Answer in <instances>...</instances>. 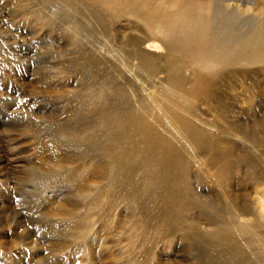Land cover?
I'll list each match as a JSON object with an SVG mask.
<instances>
[{"label": "rangeland", "instance_id": "1", "mask_svg": "<svg viewBox=\"0 0 264 264\" xmlns=\"http://www.w3.org/2000/svg\"><path fill=\"white\" fill-rule=\"evenodd\" d=\"M125 2L0 0V264H240L222 252L229 242L210 240L212 207L248 205L241 222L264 216V91L252 83L264 89V60L238 55L264 25V0H133L139 13ZM227 70L239 72L236 88L212 81L209 104L188 95L196 75ZM189 100L195 118L182 111ZM131 112L177 148L182 116L206 143L232 145L230 182L196 148L185 181L155 176ZM171 186L177 206L190 204L163 222ZM254 246L241 247L246 264L264 257Z\"/></svg>", "mask_w": 264, "mask_h": 264}, {"label": "bare ground", "instance_id": "2", "mask_svg": "<svg viewBox=\"0 0 264 264\" xmlns=\"http://www.w3.org/2000/svg\"><path fill=\"white\" fill-rule=\"evenodd\" d=\"M118 1L123 3L125 0H118ZM132 1L133 0H127V2H125V3H127L128 10L131 12H135V13L138 12L139 13L136 4ZM178 1H180V0H177V2ZM161 3H164V2H161ZM186 4H187L186 6H188L190 3L188 4V1H187ZM157 5H159V4H157ZM174 5L175 4H173V6ZM190 5H189V8H190ZM170 6H172V4ZM174 8H176V7L174 6ZM161 9H163V8H161ZM191 9H189V11ZM232 10H230V11H232ZM159 11H161V10H159ZM162 11L165 12V10H162ZM187 11H188V9H187ZM242 11H244V10H242ZM170 12H171V10L169 11V13ZM191 12H193V11H191ZM140 13H141V11H140ZM184 13H186V12H184ZM145 15H146V18H150V15H153V13L147 12V14H145ZM255 17H254V19L256 20ZM165 19H166V17H165ZM260 19H262V18H260ZM201 21L202 20H200V22ZM257 21H255V22H257ZM158 22H159V20H158ZM168 22H170V21H168ZM175 23H176V21H175ZM252 28H253V26H252ZM247 32H248V30L246 31V34H247ZM176 41H178V40H176ZM137 45H139V43H137ZM241 45H242V50H238V52H239L238 55L248 53V54H250V57H252L251 55H253L255 57L254 59L257 61L264 60V25L260 24L259 26L255 27V29H253V31L250 33V35L244 37V39L241 41ZM166 46H169V45L166 44ZM151 47H158V43L155 42V44H149V48L146 47L145 48L146 50H144L145 52L141 53V54L139 53V55L141 57H146V56L148 57L149 56L148 51H151V49H150ZM227 52H230V51L227 50ZM262 56H263V58L259 59ZM221 57H223V55H221ZM244 57L245 56H243V58ZM243 58H241V59H243ZM244 59H243V62H244ZM141 60H143V59L141 58ZM220 60H223V58L222 59L220 58ZM249 60H252V58ZM246 64H247V62H246ZM231 66L233 67L234 65H231ZM237 75H239V72L237 70H230V71L227 70V72H220V73L209 74V75H200V74L196 75L194 77V80L192 79L193 82L196 81L195 86H192L190 89H188V91H187L188 95H191L193 98H196L198 100L206 101L209 104V103H211V101L213 99V97H211L213 94V85H214V84H212V81L217 80V81H221L222 83L224 82L220 86H225L227 88H236V86L238 85V84H236V81H237L236 78L238 77ZM250 76H251V74H250ZM180 77H182V76H180ZM167 78H169V80H174V83L177 85H180L179 82L182 81V79H180L178 77L177 73H175V72H173L171 74L169 73L167 75ZM238 80H239V78H238ZM258 81L253 79L252 83L255 86V88H257L256 92L258 91V93H261V91H264V89L259 87L260 83ZM250 90H252V88ZM187 92H186V94H187ZM186 99L188 101V98H186ZM184 102H186V101H184ZM163 105H165V103ZM216 105L220 106L221 104H216ZM184 110L185 111L191 110L190 115L193 116L194 118L196 117V115H195L196 109H195V107H193V104L190 102V100H189V106L185 107L182 111H184ZM163 111H165V110H163ZM129 114H130V118H131L130 122H132V124H133V128H132L133 132L135 134H142L141 138H143V139L141 140L140 143L142 145H144V147L146 149L152 148L155 151V155H149L148 154L147 157L145 156L147 161L148 160L154 161V165L149 164V162H147V164H148V169L150 170V172L152 170V172H154V174H156L155 176L158 175L162 180H167V178L169 177V174L172 172H175V173H178V174H176L177 178L185 181V178H186L189 166H190V162L196 157V154L194 151V148H196L199 151L202 150L208 154H211V159L209 161V164L211 167L215 166V168H217V174L222 181V185L224 184V186H226L230 182L231 171L234 167H235L234 169L238 168V166L236 164L239 162V160H237V161H235V164L233 163L234 159H233V154L231 151L232 145L227 144L224 147H220L218 145V143H216V142L206 143L205 140H201L199 138V135H198V132H199L198 127L192 121L188 120L184 116H182L183 118L181 117L180 119L175 120L174 121L175 125H173V123H171V121H170L171 119L169 118L168 114L167 115L161 114V115L157 116L158 117L157 119L161 123H163V124L168 123V125L172 124L173 126H175V127H173L171 125L173 128H172V130H170V133L174 134L176 136L175 138L179 139L177 141V143L180 142V145L177 148V147L172 146V144H170L169 139L167 138L166 135L158 132V130L155 129L150 123H148V121L147 122L144 121L146 118L143 119L144 117L142 114L140 115V113H133V112H131ZM155 118L156 117L154 116V120H155ZM166 126H167V124H166ZM166 131L169 132V130H167V129H166ZM185 142H186V144H188L189 142H191L192 144H191V146L188 145L187 149H185L186 152L182 154L178 151L181 149V147L186 146ZM147 144L150 145L151 147H148ZM193 144H194V146H193ZM183 145H185V146H183ZM218 162H220L221 164H219ZM252 163H255V161H252ZM172 180H174V179H172ZM173 183H174V181H173ZM169 190L171 192L168 195L169 200L166 202L169 204V206L171 205L170 206L171 209H169V210L167 209L168 211H166V212L164 211V213H162L161 219H159V220H163V222L167 221L166 217H168L167 215H171V213H172L171 216H174L177 214H183L184 211L188 208L186 206H188L190 204V202L188 203V201H186V199L185 200L182 199L180 202V203H182L181 206H177L178 204L176 205V203H175L177 198H178L177 195L179 194V192L182 189L179 187H176V186L175 187L171 186V188ZM223 195H224V193H223ZM192 203H193V201H192ZM215 208H218V207L213 206L212 212L210 214L211 215L210 221L214 224V227L212 226L213 228H212V231H211L209 236L212 237V238H210V240H212V241H214L216 239V240L229 242L228 248L222 252H224L228 255L231 252L232 254H234L235 256L238 257V263L246 264L247 258H245L243 256L244 253H243V250L241 249L243 243L245 244L246 248L248 246V249L253 250L252 252H254V249H256L254 246L255 244H257L258 246H260L264 250V238H263L264 235L262 234V231H261V229L264 228V216H257V215L253 214V220L251 223L241 222L240 218L242 217V215L247 213L248 205H246L244 203L239 204V202H238V205L236 203H232V209H233L232 211L225 209L224 215H218L215 212ZM206 214H207V212H206ZM152 215H154V214H152ZM193 228L195 229L197 227L193 226ZM263 232H264V230H263ZM235 233H236V235H244L245 234V235H248V237L244 238V240H245L244 242H242V241L240 242V241L236 240L235 237H233V234H235ZM231 240H232V243H230ZM254 242H255V244H254ZM251 256L254 257L253 254H251ZM257 263L258 264H264V257H261L259 259V261H257Z\"/></svg>", "mask_w": 264, "mask_h": 264}]
</instances>
